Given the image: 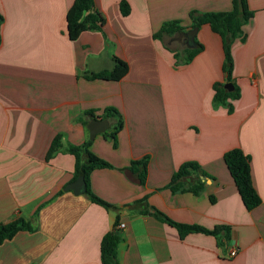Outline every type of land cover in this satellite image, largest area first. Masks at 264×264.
Listing matches in <instances>:
<instances>
[{"label":"crops","instance_id":"crops-1","mask_svg":"<svg viewBox=\"0 0 264 264\" xmlns=\"http://www.w3.org/2000/svg\"><path fill=\"white\" fill-rule=\"evenodd\" d=\"M73 1L0 0V225L23 219L33 227L0 245V264H101L100 242L115 221L124 224L116 226L119 264H264V0H247L254 15L231 44L240 90L231 113L212 104V85L223 82L221 38L201 26L195 41L202 51L175 66L153 34L171 21L190 28V12H228L232 0H94L98 29L85 26L69 40ZM179 36L171 41L182 44ZM116 59L126 73L84 78L111 70ZM108 108L122 119L116 147L108 121L89 139L91 116L102 120ZM57 135L61 148L46 160ZM87 141L112 166L92 171L89 189L115 209L65 190L75 181V158L66 150ZM234 148L250 157L261 199L251 211L223 160ZM143 158L140 184L130 164ZM188 161L207 176L198 196L169 188ZM157 213L181 226L224 227L228 238L224 231L180 238ZM231 250L236 255L228 258Z\"/></svg>","mask_w":264,"mask_h":264},{"label":"trees","instance_id":"trees-1","mask_svg":"<svg viewBox=\"0 0 264 264\" xmlns=\"http://www.w3.org/2000/svg\"><path fill=\"white\" fill-rule=\"evenodd\" d=\"M231 10L228 12H207L197 14L189 13V19L192 20L190 28H183L177 21L164 23L158 31L153 34V39L163 42L164 47L173 53L175 65L189 63L203 49V46L195 41V48L189 49L185 46V40L179 48H171L165 43V37L172 40L173 37L183 35L192 28H200L207 25L210 30L221 38L223 50L222 73L223 82H216L212 85V104L213 107H224L228 113L233 110L232 101L239 99L240 90L232 80L233 59L231 55V44L241 36V27L248 22L254 15L249 10L247 0H232ZM120 12L126 16L129 8L125 2L120 3ZM2 17L0 16V23ZM101 19L94 10V0H74L66 13V32L69 40H75L79 31L85 26L89 29H98ZM173 41V40H172ZM127 65L123 61L114 60V66L111 70H104L98 73H85L86 80H110L115 73H126ZM230 83L231 91H226L224 85ZM93 120L95 117L91 116ZM102 120L109 122V128L106 131L108 138L112 141V146L116 147V136L122 129V119L120 115L111 108L104 111L101 116ZM90 141L80 146H69L67 152L75 158V176L74 180L82 177L85 182V192L83 193L92 203L97 204L105 209H115L109 204L103 202L89 189V175L97 169L112 168L110 164L93 155L89 151ZM61 148L60 136L54 137L50 148L46 154V160H49ZM223 160L237 188L239 197L244 208L251 211L260 205L261 199L255 192L250 175V157L245 155L240 149L234 148L228 150L223 155ZM147 158L130 164V171L133 172L140 184H143L147 175ZM207 177L200 172V167L196 162L188 161L182 163L172 174L169 188L171 191L188 192L194 196L201 194L204 188L203 178ZM158 216L170 226L174 227L180 238L190 233H203L217 236L222 231L225 232V239L228 238V231L224 227H215L208 231L199 226H181L173 223L164 215L157 213ZM117 221L111 231L107 232L100 242V263L101 264H119L116 256V248L120 236L116 230ZM21 230H33V227L23 219H17L6 225H0V245L10 240L17 232Z\"/></svg>","mask_w":264,"mask_h":264},{"label":"water","instance_id":"water-1","mask_svg":"<svg viewBox=\"0 0 264 264\" xmlns=\"http://www.w3.org/2000/svg\"><path fill=\"white\" fill-rule=\"evenodd\" d=\"M198 28H192L188 30L183 35H180L179 38L185 40V46L189 49L195 48V36L197 34ZM226 91L232 90V85L230 83L224 85ZM89 130V139L92 140L97 134H101L106 131L108 128V122L105 120H94L88 125ZM86 186L82 177H78L75 181L68 184L65 187V190L72 191L75 195H81L85 192Z\"/></svg>","mask_w":264,"mask_h":264},{"label":"rangeland","instance_id":"rangeland-1","mask_svg":"<svg viewBox=\"0 0 264 264\" xmlns=\"http://www.w3.org/2000/svg\"><path fill=\"white\" fill-rule=\"evenodd\" d=\"M165 43H167L171 48H179V47H181L183 45V44H174L171 41V39L168 38V37H165ZM181 65H184V64H181ZM175 66H177V65H175ZM178 66H180V65H178Z\"/></svg>","mask_w":264,"mask_h":264},{"label":"built area","instance_id":"built-area-1","mask_svg":"<svg viewBox=\"0 0 264 264\" xmlns=\"http://www.w3.org/2000/svg\"><path fill=\"white\" fill-rule=\"evenodd\" d=\"M124 227V224H119L117 226V229H122ZM236 255V251L235 250H231L229 253H228V258H233L234 256Z\"/></svg>","mask_w":264,"mask_h":264}]
</instances>
